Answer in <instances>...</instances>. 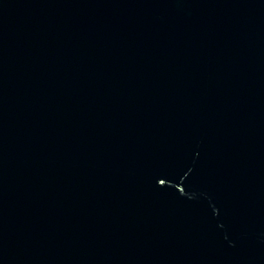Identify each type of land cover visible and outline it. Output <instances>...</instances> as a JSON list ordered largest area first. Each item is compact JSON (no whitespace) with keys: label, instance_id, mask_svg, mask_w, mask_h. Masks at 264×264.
Instances as JSON below:
<instances>
[{"label":"water","instance_id":"1","mask_svg":"<svg viewBox=\"0 0 264 264\" xmlns=\"http://www.w3.org/2000/svg\"><path fill=\"white\" fill-rule=\"evenodd\" d=\"M0 264H264V0H0Z\"/></svg>","mask_w":264,"mask_h":264}]
</instances>
